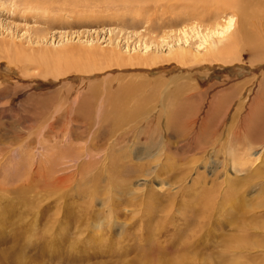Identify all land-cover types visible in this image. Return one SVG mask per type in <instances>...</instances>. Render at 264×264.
I'll return each instance as SVG.
<instances>
[{
  "label": "rangeland",
  "instance_id": "1",
  "mask_svg": "<svg viewBox=\"0 0 264 264\" xmlns=\"http://www.w3.org/2000/svg\"><path fill=\"white\" fill-rule=\"evenodd\" d=\"M228 3L0 0V264H264V56L206 50ZM172 111L207 155L161 154Z\"/></svg>",
  "mask_w": 264,
  "mask_h": 264
},
{
  "label": "bare ground",
  "instance_id": "2",
  "mask_svg": "<svg viewBox=\"0 0 264 264\" xmlns=\"http://www.w3.org/2000/svg\"><path fill=\"white\" fill-rule=\"evenodd\" d=\"M244 1L245 0H228V2H229L228 5L230 8H232L231 14L228 17H226L225 22L223 24L220 25V23H218V25H217L218 27L211 29L209 31V33H208L209 36H210V34L213 36L214 35H220V39H218V40H212V41L207 40L209 42V44L206 46V50L207 51L210 50V52H212L214 56H217V55L225 56V57L229 58L227 61H234L237 59L236 55H238V54L235 55L233 53V48L236 49L235 46H237V45L239 46L240 44L242 47L246 46V45L250 46L253 49L257 50L258 52L262 53L264 56V34H260L259 33L260 31H257L258 36H253L252 32L249 31L250 27L248 28V26L251 25L252 27L255 26V28H257L260 24H256V20H253V18H251V15L248 13V10H247V8H249V6ZM252 12L254 14L253 16H255L256 12H254V11H252ZM258 15H261V13L257 14L256 16H258ZM236 16H238V18L240 17L241 27H239L238 29L236 26V24H237ZM260 18L263 19L264 17L262 18V16H259V18H257V19H260ZM237 30H238V32H237ZM236 33H239L238 37H234V35ZM185 34H187V33H185ZM185 34H183V35H185ZM199 34L201 35L200 32H199ZM226 35H228V40H226L227 42L223 46L222 45L220 46L219 44H223L225 42L222 40V38H224V36H226ZM184 54L179 53V55L181 56V58H179V59L181 61H183L185 59L184 56L188 57L186 52H184ZM262 60L264 62V58ZM263 73H264V71H263ZM261 88H262L261 90L263 91V94H264V77L262 80V87ZM262 106H264V98L262 101ZM123 115H125V114H123ZM165 117L168 119V122H167L168 132H167L165 126H164L163 130H165L167 133V139H166L167 144L165 146H161L159 149V150H162L164 152V153L161 152V154L162 155L165 154V157L167 156L166 152L173 150V148H174L173 147V140L174 139H179L181 142H183L182 144L179 145V147L178 146L176 147L177 149H181V150L182 149H186V150L188 149V151L191 152V154H193L195 157L199 154L207 155L208 149L213 148L212 146H213L214 142L212 139L217 133H216V131L213 132V131L208 130V125L205 126L206 123H205V118L203 116L185 118L183 116L181 117L179 112H173L172 111V112L168 113ZM181 124H182V129L180 128ZM154 133H156V132H154ZM123 135H125V134L122 132L120 134V137H123ZM155 135L157 137L158 132ZM152 136H153V133H152V135L149 136V138H151ZM109 137H111V136H109ZM118 142H120V141L118 140ZM244 145H246V144H244ZM251 145H252V143H251ZM89 147H94V146H92V144H91V146H89ZM162 148L165 149V151ZM247 150H246V152H247ZM249 150H250V148H249ZM235 151H237V150H235ZM157 153H159V151ZM241 154H242V152H241ZM88 155H91V154L88 152ZM151 165H152V163H150V166ZM159 165L162 166V163L160 162ZM234 165L232 167L235 168Z\"/></svg>",
  "mask_w": 264,
  "mask_h": 264
}]
</instances>
